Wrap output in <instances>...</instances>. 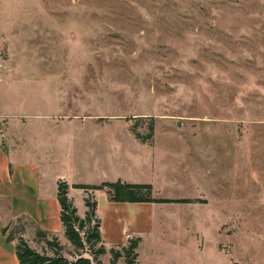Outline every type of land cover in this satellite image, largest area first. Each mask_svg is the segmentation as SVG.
Returning <instances> with one entry per match:
<instances>
[{
  "label": "rangeland",
  "instance_id": "1",
  "mask_svg": "<svg viewBox=\"0 0 264 264\" xmlns=\"http://www.w3.org/2000/svg\"><path fill=\"white\" fill-rule=\"evenodd\" d=\"M0 112L28 116L48 180L189 200L132 208L94 191L101 264L133 230L143 264H264V0H0Z\"/></svg>",
  "mask_w": 264,
  "mask_h": 264
},
{
  "label": "crops",
  "instance_id": "2",
  "mask_svg": "<svg viewBox=\"0 0 264 264\" xmlns=\"http://www.w3.org/2000/svg\"><path fill=\"white\" fill-rule=\"evenodd\" d=\"M24 117L25 121L23 119ZM13 118L16 119L15 122L17 123V129L13 127ZM0 119L6 124L5 128L0 132V264H19L15 252V240L8 241L6 239V235L3 234V227L9 223L14 224L17 222L18 218L24 216L31 220L34 227H38L44 231L57 235V237H60L64 234L63 226L60 220V204L57 199V181L59 179H63L67 182L68 197L73 201L74 205L76 204L72 194L83 190L81 188L74 187L75 184L91 183H82L77 179L68 180L66 178H62V175H56L53 180H48V165H51L52 152L51 150L38 152L37 147L33 146V144H31L29 140L23 136L22 130L24 129V126L22 125L27 123L28 116L22 115V113H17V115L12 116L6 112H0ZM15 131H17V134ZM13 136L17 137V143H15ZM10 144L15 146H11ZM97 184L98 183H94L91 185ZM151 186L153 189L152 184ZM97 190L100 189H95L94 191ZM103 190L105 191V189ZM94 191H92V195H94ZM105 195L107 197L106 192ZM108 201L110 200L108 199ZM134 203L136 204L132 206L127 204L124 205L132 208L146 205L155 206L157 204L162 206L166 205V203L157 202ZM82 209H84V215L86 210L85 204ZM78 210L79 208H77V211ZM78 215L81 217L83 216L79 213ZM132 237L140 238L136 248L137 261L138 264H143L142 258H139L138 252L142 242V237L139 236L138 232L135 230H133L132 234L127 237V240ZM125 244L119 243L113 247L117 248L119 245Z\"/></svg>",
  "mask_w": 264,
  "mask_h": 264
},
{
  "label": "trees",
  "instance_id": "3",
  "mask_svg": "<svg viewBox=\"0 0 264 264\" xmlns=\"http://www.w3.org/2000/svg\"><path fill=\"white\" fill-rule=\"evenodd\" d=\"M149 131L146 137L150 138L153 132L152 122L149 124ZM140 137V134H136ZM147 138V139H148ZM145 142V137H140ZM74 187L81 188L86 192L84 204L86 210L81 217L77 213V208L68 197V184L65 180L57 181V199L60 204V220L63 226V234L67 241L75 249V257L68 258L64 253L63 245L59 242L57 235L34 227V240L42 242V249L38 250L32 246L22 232L24 231L23 220L30 221L27 217H20L14 223L12 232H8L12 223L3 227V234L8 241L15 240V252L19 264H101L100 255L106 252L102 244L100 233V219L96 215L97 203L92 195L95 189H105L110 201L128 202H188L187 199H173L155 197L152 195V186L149 183H131L121 180L104 181L101 184H75ZM91 193V194H90ZM17 228V229H16ZM17 230V235H14ZM140 241L139 237L128 238L127 244L119 245V249L111 247L110 264H116L119 257L124 256L125 264H138L136 248ZM85 246L87 249H85ZM90 254L84 256L83 253Z\"/></svg>",
  "mask_w": 264,
  "mask_h": 264
}]
</instances>
